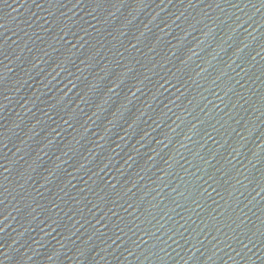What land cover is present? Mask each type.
Instances as JSON below:
<instances>
[{
	"label": "water",
	"instance_id": "water-1",
	"mask_svg": "<svg viewBox=\"0 0 264 264\" xmlns=\"http://www.w3.org/2000/svg\"><path fill=\"white\" fill-rule=\"evenodd\" d=\"M0 264H264V0H0Z\"/></svg>",
	"mask_w": 264,
	"mask_h": 264
}]
</instances>
